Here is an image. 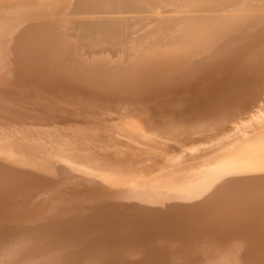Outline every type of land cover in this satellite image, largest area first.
Wrapping results in <instances>:
<instances>
[{
  "label": "bare ground",
  "instance_id": "obj_1",
  "mask_svg": "<svg viewBox=\"0 0 264 264\" xmlns=\"http://www.w3.org/2000/svg\"><path fill=\"white\" fill-rule=\"evenodd\" d=\"M0 264H264V0H0Z\"/></svg>",
  "mask_w": 264,
  "mask_h": 264
}]
</instances>
